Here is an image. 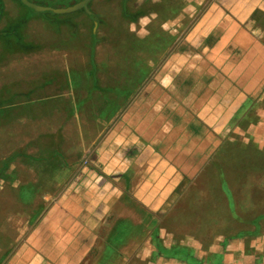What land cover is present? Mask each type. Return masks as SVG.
<instances>
[{
    "label": "crops",
    "instance_id": "crops-1",
    "mask_svg": "<svg viewBox=\"0 0 264 264\" xmlns=\"http://www.w3.org/2000/svg\"><path fill=\"white\" fill-rule=\"evenodd\" d=\"M1 1L5 10L0 26H7L9 19L11 23L23 21L19 16L22 5L17 2L18 14L12 18L6 1ZM167 1L169 9L176 11L169 23L174 29L163 37L161 31L155 32L153 39L169 44L165 47L170 49L169 56L143 92L146 72L137 89H132L136 91L132 102L129 95L124 96L129 90L126 82L113 90L119 88L122 94L113 92L112 99L104 100L98 110L95 103L101 92L90 90L88 94L96 100L90 105L95 115L90 123L95 126L76 132L73 143L53 144L59 133L63 135L57 127L53 136L38 138L39 148L34 143L11 147L14 159L4 173V164L0 165V264H264V202L256 214L255 207L247 211L236 195L230 193L228 198L223 192L228 209L222 213L212 206L213 210L205 212L204 202L196 204V213L178 210V204L190 198L183 188L193 184L191 178L210 165L226 141L247 133L257 151H264V110L254 122L249 112L258 104L256 99H264V0H187L184 12L193 16L196 7L202 11L194 23L190 17L192 24L183 35L178 32L182 23L176 4L159 0V5ZM131 2L126 4L132 7L130 14L141 11L143 15L136 21L129 19L128 26L164 12L161 6L145 10L143 4ZM122 8L119 13L125 18ZM99 9L97 15H106L103 6ZM108 9L103 19L113 16ZM91 11L88 14H95ZM82 16L86 17L85 12L76 18L77 23ZM34 21L44 28L40 38L33 34L39 31L33 32ZM50 24L36 15L23 22L22 26L29 27L28 35H23L27 42L38 46L51 37L57 41L55 50L38 46L30 53L13 55L21 68L11 61L13 76L8 77V86L0 85V100L9 104L15 96L26 98L30 92L43 90L49 85L47 79L37 87L35 80L54 73L52 69L61 71L50 60L66 61L68 54L59 44L70 40L60 39ZM96 31L94 26L92 34L98 39ZM92 36L86 41L88 48ZM119 73L125 80L132 75L125 68ZM22 82L25 87L18 85ZM66 87L55 100L62 111ZM99 87L108 90L106 84ZM1 92H7V97ZM115 102L118 111L111 114L107 108ZM71 106L81 107H67ZM23 107L21 113L3 114L0 105V124L9 123L13 140L21 133L17 122L26 126L29 135L46 116H37V107ZM46 112V120L55 117L44 108ZM33 182H41L39 191ZM223 184L227 188V182ZM163 219H169V225Z\"/></svg>",
    "mask_w": 264,
    "mask_h": 264
},
{
    "label": "rangeland",
    "instance_id": "rangeland-1",
    "mask_svg": "<svg viewBox=\"0 0 264 264\" xmlns=\"http://www.w3.org/2000/svg\"><path fill=\"white\" fill-rule=\"evenodd\" d=\"M5 1L8 15L10 14L9 16L14 18L15 15L18 14V11H16L17 2L15 0ZM28 1L37 6L49 8V10L37 11L30 7L22 6L23 10L19 12V16L22 17L24 21L33 15L46 18L49 21H52V24H50L51 28L49 29L54 32V26H61L59 28V32H56V35L59 36V38L63 37L70 40L69 43L63 42L59 44L61 49L64 48V52H66L68 55L67 60L65 59L66 61L64 62L57 58L50 60L53 65H56L55 68H61V71L52 69L54 70V73L45 74L44 77L41 75L37 80H35L36 83L33 85H36L37 87L40 84L39 82L42 83L43 80L47 79L46 82L49 85L43 88V90H35L33 93L30 92L26 98L15 96L12 98L11 103L9 104L4 100H1L2 103L0 105L3 110V114L21 113L24 110L23 106H25L26 109L31 108L34 110L37 107L35 111L39 113L34 111L37 116H46H44L43 122L41 121L35 123V130H33L32 133H29V135L25 134L26 126L17 122L18 132L21 133L18 135L19 138L14 140L10 137L11 134L9 132V123L5 122L0 124V165L4 164L3 162H5L6 159L11 156V147L16 145L18 148H25L27 145L32 146L34 143L35 146H38L39 148L38 143L40 141H38V138L43 136V134L45 136H50L52 132L57 129V127H59V131L62 132L63 135H66V137L59 133L58 135L60 140L53 139L52 143L59 145V143L63 144L65 142L66 145H69L70 143H73V135L76 132L82 129L89 131L90 124L95 126V123H90V121L95 120L94 109L90 105L92 102L95 103L96 100L95 98L92 100L89 95L90 92H87L85 89V87H87L91 82L90 71H92L89 61L90 49L86 46V41L88 39L90 40L91 35H93L92 31H94V26H96V32L99 40V44L96 47L94 56L95 62L98 66L97 85L102 86L106 84L109 89L112 88V90H114L119 83L123 84L126 82L124 87L125 89L129 88V95L135 94V91H132V89L137 87V85L140 83V80L144 76L143 73L146 72L145 81L142 84L140 91L143 92L146 83H149V80H151V76H154V74L159 71V68L163 66L165 61H167V57L169 56L170 49L165 50V47H167L169 44L166 43V41H161V43H157V41L155 42L153 39V34L155 32L157 33L161 31V36L163 37V35L167 34V32H170L171 29H174V26L171 27L169 23L170 20L173 19L172 12L175 13L176 11H174V8L169 9L170 1L161 2L159 5V0H131L132 2L130 4L136 6H141L143 4L141 7L145 10H152L154 8L157 9L161 6L164 8V12H162V15L160 14L161 16L159 15L158 17L155 14L148 15L145 18L140 19L137 24H132L130 26H128L129 24L127 22L130 18H123L121 17V13H119L120 6L122 5L124 14V5L126 6L129 0ZM171 1L176 4L174 7H176L177 11L180 13L178 18L182 24L178 28V32L179 34L183 35L188 28L187 26L192 24L191 19H193L194 23L199 17L202 7L201 9L196 7V13L191 16L190 13L184 12L187 7V0ZM83 2H87L83 8L70 13H55L53 11L56 9H67L77 6ZM102 6L105 9L104 13L106 15L109 12L108 8H110V11L112 10L111 14H113V16L109 17V19H103L106 15H97L96 13L101 10L99 8ZM128 8L132 9V7ZM91 10L94 11L95 14H88V12ZM76 12L77 14H75ZM78 12H85L86 14V17H81L82 19H80L79 23H77V19L83 13ZM60 17L63 18V20L59 19ZM190 17L192 18L190 19ZM90 20L93 22V26H91L89 23ZM164 21H166L167 25L165 24L164 27L160 26V23ZM11 22L12 20L9 19L7 21V25L12 24ZM112 22L113 25L116 26H108ZM37 24L38 23L34 21L32 25L35 26L33 32L39 31L38 33L33 34L35 35V38L38 36V38H40L44 28ZM121 24H125V26H117ZM28 28L29 27H27L25 33H23L24 36L28 35ZM48 40L51 42H48ZM78 42H80V44H78ZM56 43V40L48 37L44 43L38 42L37 45L41 46L45 50H49L54 49L53 44ZM15 58L16 57H11L9 60H5L2 62V64H0V82H2L0 85H2V87L8 86L10 81L8 77L13 76L9 73L11 61L16 62V65L14 64V66L21 68V62L19 61L17 64L18 60ZM40 60L43 59L40 57ZM40 60H38L39 63L42 62ZM123 68L132 74L127 80L124 79V72L119 73ZM138 70L140 71L138 72ZM2 72H5L4 75H2ZM14 72H17V70L14 69ZM132 72L135 73L133 74ZM19 77L21 76L19 75ZM77 78L80 83L75 85V80H77ZM64 84L67 85L65 91L66 94L65 96L63 95L64 99H58H62L64 101L63 104H65V111H62L63 109L59 110L57 107V105L61 103L59 101L56 102L55 100H57L56 98L61 95L63 91L61 88ZM18 85L20 87H25L26 82H22ZM69 88V91L72 95H68ZM128 91L124 92V96H127ZM1 93L3 94L5 92ZM3 95L7 97V92ZM261 97L262 96L256 99L258 100L257 102L259 105L256 104V107H253L249 110L251 116L250 120L253 122L259 120V117H257L258 113L259 111L264 110V99L259 101ZM116 98L121 99L119 95H117ZM70 99H74L72 101L73 103H71ZM111 99L112 97H110L108 101ZM133 99H131L130 102H132ZM103 101L104 99H101V97L98 98L97 102L95 103L97 105L95 107L96 110L100 109V104ZM87 102H89V104ZM70 104H79L81 107H67ZM44 108H46L47 111H53L54 113L51 114H54L55 117L51 116L49 120H46L47 112L43 114ZM112 110L113 108H107L109 113H111ZM73 112L75 113L73 114ZM23 118L28 119L29 117L24 115ZM243 125H247V122L243 123L242 126ZM104 128H106V126H104ZM92 131L95 132V129H92ZM224 146L225 148H222L219 154H216L211 158L210 165L205 168V170L198 172L197 175L191 178L192 180L190 182H193V184H188L189 187L183 188L182 191L187 189V192L185 193L184 191L183 194L189 195L190 198H186L185 201H187V203L181 204L180 202L178 204V210L187 209V211H194L192 213H196V204L198 202H204L205 212L209 213V211L212 209L210 206H212L219 208L220 210L217 211L222 213L223 209H228V200L226 199L225 194L228 196V198H231L230 193H233L236 195L237 201L239 200L243 209L252 211V209L254 210L255 207L254 212L258 214L257 211H259L260 203L262 204V202H264V151H257L256 145L253 143L252 138L247 133H242L240 136L234 138L231 142L226 141ZM35 155L37 154H34L33 156ZM19 168L20 164L18 165V169ZM223 182H227V188L226 184L225 186L224 184L222 185ZM33 184L34 186L36 185L35 188L39 191L41 182H33ZM228 188H230L232 192H230V189ZM223 192H225V194ZM37 204L41 206V200H39ZM260 216L258 219L261 218ZM169 222V219H163V224L167 223L169 225Z\"/></svg>",
    "mask_w": 264,
    "mask_h": 264
},
{
    "label": "trees",
    "instance_id": "trees-1",
    "mask_svg": "<svg viewBox=\"0 0 264 264\" xmlns=\"http://www.w3.org/2000/svg\"><path fill=\"white\" fill-rule=\"evenodd\" d=\"M16 2H18L20 5L25 6L21 0H15ZM4 2V1H3ZM0 0V18L2 19L4 16V5L5 3H3ZM4 4V5H3ZM139 14H136V16H132L129 12V8H127V6L124 5V17H129L131 20L136 21L137 17L143 15L141 11H139ZM3 13V14H2ZM138 15V16H137ZM0 19V20H1ZM23 22H26V20L24 21H16L10 25L7 26H0V63H2L5 60H9V58H11L13 55H15L17 52H22V53H30L32 51H35L37 49L38 46L34 45L33 43L27 42L26 39L23 37V33L25 31L26 26H22ZM55 27V31L58 33L59 32V28L61 26H54ZM99 43V40L97 38H95V35L93 34L92 36V41L89 45V49H90V65L92 68V71H90L91 75V82H90V86L87 87L88 88V92H90V90H94V89H98L100 90V94H101V99L104 100H109L110 99V95L114 92L117 93L119 95H121V90L118 88L117 90L119 91H113L112 88H108V90H105V88L103 87H99V85H97V64L95 62V52H96V46ZM80 83V81L75 80V85ZM91 88V89H90ZM133 91V90H132ZM136 93V91H135ZM115 95V94H114ZM129 95V92L128 94ZM126 97V96H125ZM133 97V95H129V98L131 99ZM1 100H0V104H1ZM115 106L113 107V113H117L118 108L116 106V102L114 103ZM110 107V106H109ZM103 111L105 112V110L103 109ZM112 114V113H111ZM1 115V113H0ZM14 159V156L9 157L6 159V161L4 162V166H3V173L5 172V170L8 168L10 162Z\"/></svg>",
    "mask_w": 264,
    "mask_h": 264
},
{
    "label": "water",
    "instance_id": "water-1",
    "mask_svg": "<svg viewBox=\"0 0 264 264\" xmlns=\"http://www.w3.org/2000/svg\"><path fill=\"white\" fill-rule=\"evenodd\" d=\"M89 1V0H88ZM21 2L27 6V7H30L34 10H37V11H46V10H49V8H46V7H41V6H37L31 2H29L28 0H21ZM87 3V2H85ZM85 3H81L77 6H73V7H70V8H67V9H56V10H53L55 13H70V12H73V11H76V10H79L81 8L84 7Z\"/></svg>",
    "mask_w": 264,
    "mask_h": 264
},
{
    "label": "flooded vegetation",
    "instance_id": "flooded-vegetation-1",
    "mask_svg": "<svg viewBox=\"0 0 264 264\" xmlns=\"http://www.w3.org/2000/svg\"><path fill=\"white\" fill-rule=\"evenodd\" d=\"M84 10V9H83Z\"/></svg>",
    "mask_w": 264,
    "mask_h": 264
}]
</instances>
